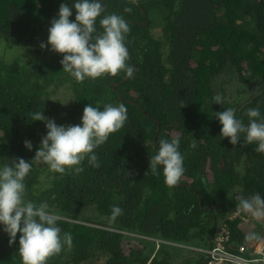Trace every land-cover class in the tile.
<instances>
[{
	"label": "trees",
	"instance_id": "trees-1",
	"mask_svg": "<svg viewBox=\"0 0 264 264\" xmlns=\"http://www.w3.org/2000/svg\"><path fill=\"white\" fill-rule=\"evenodd\" d=\"M76 2L0 0V39L5 42L0 53V167L16 158L30 161L25 199L46 202L51 213L65 217L58 222L61 237L72 235V247L65 246L47 264H204L197 242L208 247L223 223L233 244L261 239L264 220L235 214L238 198H264V154L255 151L256 143H245L244 134L236 145L221 138L214 113L234 108L247 125V111L255 108L264 118V0H137L134 5L101 0L105 11L93 35L103 31L99 20L104 15L123 16L130 27L124 43L134 72L82 83L62 70V54L39 47L47 45L60 4ZM75 14L73 8L70 21ZM20 46L31 58L19 53L8 58V51ZM234 77L239 85L229 95L224 85ZM217 94L222 104L214 103ZM88 104L127 109L124 127L95 149L99 166L92 167L86 158L82 172L59 174L33 160L47 130L44 122L30 121L29 114L41 111L58 126H74ZM174 138L185 172L179 185L170 188L162 166L159 174L148 167L159 140ZM114 205L123 215L110 221ZM129 240L139 247L126 250L123 244ZM18 241L19 233L10 245L0 225V264H21Z\"/></svg>",
	"mask_w": 264,
	"mask_h": 264
},
{
	"label": "clouds",
	"instance_id": "clouds-1",
	"mask_svg": "<svg viewBox=\"0 0 264 264\" xmlns=\"http://www.w3.org/2000/svg\"><path fill=\"white\" fill-rule=\"evenodd\" d=\"M136 3L137 0H126V4ZM73 8L75 20L70 21ZM104 11L101 0H79L72 6L61 3L58 18H54L48 28L47 45H39L41 49L50 46V51L62 54V70L76 82L82 83L86 78L95 80L104 75L114 77L121 71L127 77L133 75L134 68L128 64L129 53L124 43L130 27L123 16L104 15L99 20L103 31L93 35L97 32V18ZM124 11L131 13L132 8L125 6ZM213 100L216 104L223 103L219 94ZM29 115L30 121L44 122L47 130L33 160L46 164L51 172L59 174H65L66 171L75 174L82 172L84 169L81 165L86 158L92 167H98L95 149L104 144L110 134L123 128L127 121V109L123 104H108L103 110L88 104L83 109L81 122L74 126H58L41 111ZM214 115L222 125L221 138H228L232 145H236L241 134H244L245 143H256L258 146L255 151L264 154V118L258 109L247 111V125L236 118L234 108H227ZM158 145V151L151 157L148 168L153 174H159L158 169L162 166L165 185L176 187L185 172L179 139L174 138L170 142L160 139ZM24 146L31 151L30 141H24ZM10 161V164L0 167V225L7 233L10 245L16 241L19 233L18 254L21 264H47L48 259L58 255L65 246L72 247V235L65 232L61 237L58 222L65 217L51 213L46 202L37 205L25 199L24 181L32 168L30 161L23 158ZM238 199V215L243 213L254 220H264V198L254 194ZM120 215H123V209L114 205L109 220L115 221Z\"/></svg>",
	"mask_w": 264,
	"mask_h": 264
},
{
	"label": "built area",
	"instance_id": "built-area-1",
	"mask_svg": "<svg viewBox=\"0 0 264 264\" xmlns=\"http://www.w3.org/2000/svg\"><path fill=\"white\" fill-rule=\"evenodd\" d=\"M197 251L203 254L204 264H256L257 261L264 264V237L233 244L229 227L223 223L212 235L208 247Z\"/></svg>",
	"mask_w": 264,
	"mask_h": 264
},
{
	"label": "rangeland",
	"instance_id": "rangeland-1",
	"mask_svg": "<svg viewBox=\"0 0 264 264\" xmlns=\"http://www.w3.org/2000/svg\"><path fill=\"white\" fill-rule=\"evenodd\" d=\"M0 42L3 44V48H1L0 49V53H2L3 52V50H4V46H5V42H4V40L3 39H0ZM21 44H24V43H21ZM20 44V45H21ZM26 45V44H25ZM20 54V55H23L24 56V58H31V54H29L28 53V50H26L25 49V46H20V48H14L13 50H10V51H8V54H7V56H8V58H12V56H15V55H17V54ZM233 81H232V83L231 84H225L224 85V87H226V88H228L227 89V94H231L232 92H234V89L235 88H237L238 87V85L239 84H237L238 82H237V80H235V77L232 79ZM245 88V87H244ZM246 89V88H245ZM249 90L250 89H246V90H244V92L245 93H248L249 92ZM251 92H253V90L251 91ZM237 214V213H236ZM235 214V215H236ZM238 215V214H237ZM236 215V216H237ZM243 222H246V219L244 218L243 219ZM263 236H264V231H263ZM126 240V239H125ZM124 247L126 248V250L128 249V248H130V247H132V248H136V247H139V245H140V243L137 241H133V240H129V241H125L124 242ZM175 246H177V247H181V248H183V249H193L194 251H196L195 250V248H192V247H188V246H183V245H175ZM197 247L198 248H200V249H206L207 248V245H206V243H202V242H197ZM175 251L177 252V249H175ZM193 256H201V254L199 255L198 253H196V252H194L193 254H192ZM181 260V258L180 259H177V257H175V261H180Z\"/></svg>",
	"mask_w": 264,
	"mask_h": 264
},
{
	"label": "water",
	"instance_id": "water-1",
	"mask_svg": "<svg viewBox=\"0 0 264 264\" xmlns=\"http://www.w3.org/2000/svg\"><path fill=\"white\" fill-rule=\"evenodd\" d=\"M211 237H212V235H211ZM211 237H210V239H211Z\"/></svg>",
	"mask_w": 264,
	"mask_h": 264
}]
</instances>
